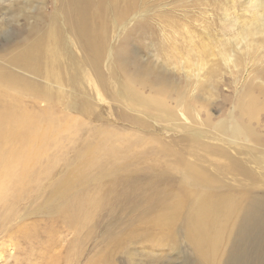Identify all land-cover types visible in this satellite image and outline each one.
<instances>
[{
  "label": "bare ground",
  "instance_id": "6f19581e",
  "mask_svg": "<svg viewBox=\"0 0 264 264\" xmlns=\"http://www.w3.org/2000/svg\"><path fill=\"white\" fill-rule=\"evenodd\" d=\"M18 1L0 0V9L11 11ZM20 1L24 5L14 9L13 18L18 24L25 11L34 29L0 56V262L9 257L14 264H79L84 254L71 251L74 238L66 247L56 241L62 235L54 228L58 220L87 223L100 209L131 203L143 209L141 234L153 229L160 239L179 235L197 264H222L237 220L243 227L264 221V199L218 192L227 177L264 183V166L244 159L254 165L245 169L237 158L246 143L264 147V135L256 130L264 106L236 89L227 119H214L209 109L188 100L204 83L209 86L219 66L233 75L242 61L258 57L264 39L261 0L246 6L240 33L249 40L235 37L215 53L189 46L192 58L167 61L180 67L185 81L176 99L162 92L177 83L150 68L137 73L120 45L127 31L145 23L141 15L147 11L137 7L147 8L145 0H52L49 18L40 13L45 0ZM130 72L137 73L133 86ZM216 95L213 87L203 100ZM150 122L158 129L153 133L146 127ZM175 140L190 142V158L199 163L158 145ZM260 152L256 162H264V149ZM159 155L174 159H156ZM172 170L178 177L170 181ZM114 220L118 224L117 216ZM41 223L46 239L27 233ZM19 233L27 246L22 249ZM58 251H65L64 258ZM89 260L103 264L101 258Z\"/></svg>",
  "mask_w": 264,
  "mask_h": 264
},
{
  "label": "rangeland",
  "instance_id": "374dc122",
  "mask_svg": "<svg viewBox=\"0 0 264 264\" xmlns=\"http://www.w3.org/2000/svg\"><path fill=\"white\" fill-rule=\"evenodd\" d=\"M138 1L134 0V3H138ZM249 1L251 0H145L148 2L147 8L137 5L139 10H142L141 12L147 11L148 13L141 15L143 17L141 19L145 23L141 28H134V30L125 33L120 44L121 48L126 52L125 57L139 67L137 73L140 74L142 70L150 68L177 83L175 86H169V89L164 88L162 92L166 95L169 94L172 99H176L175 93L177 90L181 93V86L185 84V81L180 67L173 66L167 61L180 62L185 57L192 58L189 46H195L199 51L209 50L215 53L221 44H234L237 31L240 32L245 18L248 16L246 12L249 13V11L246 6ZM31 2L33 1L31 0ZM261 3L264 4L262 0ZM17 5L15 8L20 10L24 4L19 0ZM15 8L8 12L0 9V56L3 55V52H11L18 45L17 40L27 38L29 34L33 33L34 28L29 29L27 20L24 18L28 17L25 11L23 17L18 19L17 24V19L13 18ZM54 10L53 1L45 0L44 11L40 13L49 18ZM237 21L239 26L236 31H233L231 26ZM191 39L192 41H190ZM261 42L263 47L253 62L242 61V65L240 63V68L238 71H233V75L226 72L224 67L219 66L215 77L209 82V86L204 83L201 89L193 94V100H188L189 105L197 109L204 106L209 109V113L214 119H227L232 105L237 101L236 89H238L242 90V96H246L248 92V95L255 98L257 106L263 107L264 39ZM130 61H128L129 64H131ZM248 70L250 80L246 85L244 82ZM137 73H129L131 80L129 84L132 86L138 81ZM213 87L216 88L217 95L204 101L203 96H206ZM203 114L204 111L200 115L202 120ZM74 119L80 123L84 121L80 116H76ZM259 126L256 130L259 132L261 129L260 133L264 135L263 114H261ZM146 127L152 133L154 130H158L153 122L147 124ZM262 142H264V138ZM158 145L169 146L183 160H193L199 163V161L190 158L189 150L192 148L190 142L178 143L175 140L174 142L158 143ZM252 146L253 143L249 142L246 143V147L239 149L242 157L237 158L245 169L246 162H254L259 167L264 166V162H256L262 157L260 151L264 147L258 145L257 148H252ZM156 159L172 162L174 157L159 155ZM244 159H247L246 162ZM223 162L221 160V162L214 163ZM203 165L207 166L208 164L203 163ZM248 166L253 167L254 165ZM170 172L171 174L168 176L170 181L178 177L176 170ZM257 172L259 173V171ZM227 178L224 179L225 188L219 189V193H240L245 198L248 197V200L264 199V183L248 181L243 175L235 176L236 181H232L231 177ZM111 208L112 210L109 211H107L108 207L98 210L99 212L87 223L79 218L73 225H69L66 220L60 219L54 226L62 234L59 237L61 242L56 240L58 244L66 247L72 237L74 238L71 251L84 254L79 264H93L89 257L92 260L96 257L101 258L103 264H197L196 257L188 244L181 239V236H176L174 240L160 239L159 232L153 229L148 235L140 233L139 230L142 226L140 219L143 215L141 207H135L131 203L121 207L119 203H114ZM114 216H117L118 224H116ZM101 217L102 220L99 219ZM237 222L232 235L224 246L222 264H264V221L251 222L245 227L240 219ZM116 229L120 231L115 237ZM30 232L36 233L39 239L47 238V232L42 223L40 226L37 224L32 226V230L30 227L27 233ZM15 238L17 242L20 240L18 242L20 249L27 247L23 235L16 234ZM37 253V249L33 250V254ZM58 253L60 252L58 251ZM60 254L64 258L65 251ZM7 259L9 261L5 260L0 264H4V262L14 264L9 257ZM59 264H64V260Z\"/></svg>",
  "mask_w": 264,
  "mask_h": 264
},
{
  "label": "clouds",
  "instance_id": "9594fccd",
  "mask_svg": "<svg viewBox=\"0 0 264 264\" xmlns=\"http://www.w3.org/2000/svg\"><path fill=\"white\" fill-rule=\"evenodd\" d=\"M262 2H264V0H262ZM239 26V22H234L233 25L231 26L233 31H236L237 28ZM237 39H244V40H249L250 37L247 36V35H244L243 33H240L239 31H237V36H236Z\"/></svg>",
  "mask_w": 264,
  "mask_h": 264
}]
</instances>
